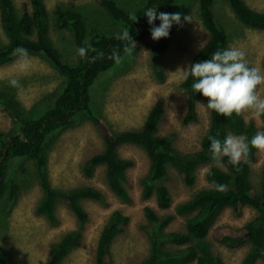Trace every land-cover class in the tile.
Instances as JSON below:
<instances>
[{
	"label": "rangeland",
	"instance_id": "374dc122",
	"mask_svg": "<svg viewBox=\"0 0 264 264\" xmlns=\"http://www.w3.org/2000/svg\"><path fill=\"white\" fill-rule=\"evenodd\" d=\"M13 1L19 13L32 12L29 0ZM118 1L129 11H135L146 3V0ZM243 1L255 11L264 12V0ZM43 4L48 15L49 37L71 66L78 65L81 57L72 33L57 27L56 17L60 13L66 10L80 13L89 34L115 35L121 31V27L95 0H43ZM199 7L200 0L176 2L175 11L183 16V21L172 36L161 39L165 45L161 60L162 81L154 68V50L148 45L140 51L128 52L113 69L100 75L91 87V108L110 124L114 133L141 130L150 111L159 105L163 114L156 137L170 139L176 150L184 155H192L201 149L202 140L210 128V110L198 93L183 87V70L191 65L210 38ZM213 10L229 34L228 48L243 51L246 63L264 74V30L244 25L226 0H215ZM0 39L4 44L8 43L1 20ZM67 80L68 77L42 55H19L12 62L0 66V92L13 96L20 106V114L28 119L43 115L62 92ZM256 91L264 99V85H259ZM240 115L246 125L264 128V114L257 115L248 110ZM77 118L71 127L53 135L54 141L48 147L50 181L60 191L93 187L103 194L104 199L82 202L88 215L85 222L79 221L67 205L59 204L56 222L51 223L37 212L43 191L33 160L15 159L10 172L20 185L17 202L12 205L8 196L0 200V249L10 264H48L54 255L55 245L69 233L76 234L75 245L62 264H97L101 233L112 223L117 211L127 216L129 223L126 231L109 248L112 264H139L150 255L155 233L164 238L172 232L186 233V225L192 215H177L176 208L210 187L207 171L212 167L230 171L223 161L222 166H218L212 160L198 168L196 183L189 187L183 182L179 167L169 165L163 184L170 191L172 206L162 210L157 205L156 195L149 200L143 196L151 166L148 154L139 146L123 145L118 149L119 156L133 163L127 171L125 183L130 201L123 202L109 187L106 166L95 168L93 176L84 174L87 161L102 153L105 143L93 122L80 119V116ZM20 127L21 123L10 108L0 107V144L3 137L18 132ZM229 135L245 136L234 130ZM247 160L252 170V182L258 191L261 188L264 151L257 150ZM147 207L155 210L162 225L166 224L163 229L147 219ZM257 216L258 212L253 207H244L240 213L226 208L209 219L207 240L217 248L224 264H242L251 246L220 244L213 239L214 230L222 226L239 228ZM176 249L166 242L165 250ZM257 264H264V256Z\"/></svg>",
	"mask_w": 264,
	"mask_h": 264
},
{
	"label": "trees",
	"instance_id": "16d2710c",
	"mask_svg": "<svg viewBox=\"0 0 264 264\" xmlns=\"http://www.w3.org/2000/svg\"><path fill=\"white\" fill-rule=\"evenodd\" d=\"M32 12L19 13L13 0H0V20L4 35L8 41L4 44L0 39V66L12 62L21 55L17 49L27 50L28 55H42L65 76L67 83L62 92L55 98L51 107L36 119H28L20 114V106L13 96L0 92V107L10 108L18 118L21 127L18 132L2 138L0 144V200L8 196L14 205L17 202L20 185L10 172V165L15 159L29 158L33 160L43 197L37 205V212L44 215L51 223L56 222V210L59 204L67 205L77 219L85 222L87 212L82 207L84 200L103 201V194L93 187H80L68 191H60L53 187L48 172V147L53 143V135L63 132L80 119L93 122L104 140L102 153L91 157L85 167L84 174L93 176L95 168L106 166V177L111 191L123 202L130 201L126 188L127 171L133 163L119 156L118 149L123 145H135L143 148L148 154L151 166L148 182L143 196L149 200L156 195L157 205L162 210L172 206V197L163 181L168 176V166L179 167L183 182L192 187L197 180V170L201 165L213 159L209 151L210 137L221 141L231 130L245 134L249 140L257 131L252 125H246L241 115L233 114L227 118L210 110V128L204 136L201 149L192 154L184 155L176 150L170 139L156 137V131L162 119V107L156 105L149 113L143 127L138 131L114 133L110 124L91 108L90 89L103 73L113 69L128 53L126 48L137 52L150 45L155 53L154 68L163 80L162 55L165 45L154 41L150 35V26L144 13L150 8L158 12L176 13L175 4L178 0H146V3L129 11L121 6L118 0H95L110 14L121 31L115 35L101 33L89 34L88 26L82 15L74 10H66L56 17L60 30L72 33L78 48L87 49V58H81L79 64L71 66L54 46L49 37L48 15L43 0H29ZM238 19L252 29L264 30V12L249 7L243 0H226ZM215 0H200L199 13L210 38L197 53L192 63L210 59L217 50L228 48L230 37L224 26L217 20L214 8ZM134 18H137L134 22ZM183 16L181 15V23ZM160 21H156L158 26ZM180 26V25H179ZM174 25L172 36L179 27ZM130 32L131 40H121L117 36L123 30ZM134 45H136L134 47ZM192 78L184 81L183 87L192 90ZM207 104L208 98L198 93ZM5 97V98H4ZM79 119V120H80ZM80 122V121H79ZM257 151L251 148L248 158ZM223 163L230 171L218 167L210 168L206 178L209 188L199 191L192 199L180 204L176 214L192 215L186 225V233L172 232L166 238L155 233L152 239L150 255L139 264H224L215 246L208 240L209 219L220 210L230 208L240 213L244 207H253L258 216L246 225L235 228L218 227L213 232V239L230 247L250 245L251 250L244 257L242 264H257L264 256V165L261 175V188L257 191L252 182V170L247 160L239 166L232 165L228 159ZM223 186V187H222ZM147 219L163 229L160 217L155 210L147 207ZM129 218L115 212L113 221L101 233L97 248V264H112L109 248L114 240L123 234ZM75 233H69L54 247V255L48 264H62L72 247L75 245ZM166 242L176 246V250H165ZM0 264H10L8 257L0 249Z\"/></svg>",
	"mask_w": 264,
	"mask_h": 264
},
{
	"label": "clouds",
	"instance_id": "9594fccd",
	"mask_svg": "<svg viewBox=\"0 0 264 264\" xmlns=\"http://www.w3.org/2000/svg\"><path fill=\"white\" fill-rule=\"evenodd\" d=\"M144 16L147 17L150 35L154 41L168 38L173 26L181 25L179 13L158 12L156 8H150ZM136 19L134 18V22ZM185 19L187 20L188 17ZM157 20L160 21L158 26ZM117 38L132 39L127 29ZM131 50L125 49L129 53ZM17 51L21 55L27 54V50L22 48ZM78 54L81 58H87V49L79 48ZM183 71L185 80L192 78L193 92L208 98L206 107L209 110L227 118L248 110L257 115L264 114V99H261L256 91L259 85H264V74H261L258 68L250 67L246 63L243 51L232 47L217 50L210 59L193 63ZM251 148L264 151V131H257L250 140L238 135H228L223 141L210 137L209 151L218 166H222L225 157L234 166H239L242 162L246 163Z\"/></svg>",
	"mask_w": 264,
	"mask_h": 264
}]
</instances>
